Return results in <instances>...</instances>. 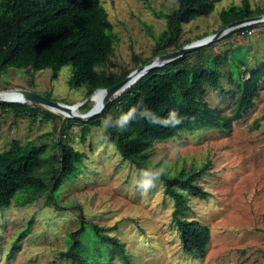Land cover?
Listing matches in <instances>:
<instances>
[{
	"label": "rangeland",
	"instance_id": "obj_1",
	"mask_svg": "<svg viewBox=\"0 0 264 264\" xmlns=\"http://www.w3.org/2000/svg\"><path fill=\"white\" fill-rule=\"evenodd\" d=\"M241 1H216L208 15L183 24L179 43L222 28L221 8ZM248 1L252 8L264 10V0ZM101 3L116 34L105 68L117 73L154 56V34L165 29L166 14L177 7L176 0ZM241 26L247 28L237 29ZM241 26L203 45V52L210 54L222 71L221 89L206 86L205 101L223 113L233 104L237 67L245 70L264 58V20ZM196 57L194 53L191 60ZM71 68L62 65L53 76L49 68L33 71L9 67L0 74V91L30 89L51 99L76 103L86 97V87L69 86ZM258 86L253 104L229 129L202 125L184 129L154 141L145 156L150 164L159 162L166 173L204 168L196 181L208 195L201 198L182 190L184 207L177 212L209 227L202 256L183 250L172 216L174 200L164 192L161 179L150 191L138 189L135 181L141 169L123 158L112 142L99 139L100 125L55 110V118L39 114L31 121L30 116L14 115L11 107H0V151L12 138L22 143L47 142L45 157L49 159L58 152L55 141L65 136L84 153L77 171L64 175L51 197L42 195L24 204L13 199L0 207V264H70V257L63 252L70 246L69 234L79 228L81 220L95 221L123 242L131 264H264V77ZM85 103L79 111L85 112L93 100ZM29 104L46 108L42 103ZM67 117L71 120L62 134ZM84 125L88 131L83 136ZM176 147L179 153L173 156ZM82 236L84 241H91L90 236ZM102 253L104 264H128L118 248L113 247L108 256Z\"/></svg>",
	"mask_w": 264,
	"mask_h": 264
},
{
	"label": "trees",
	"instance_id": "obj_2",
	"mask_svg": "<svg viewBox=\"0 0 264 264\" xmlns=\"http://www.w3.org/2000/svg\"><path fill=\"white\" fill-rule=\"evenodd\" d=\"M176 1L177 7L166 14L165 29L154 34L153 55L182 46L184 43L179 41L183 24L208 15L218 0ZM263 12L252 8L248 0H242L240 4L222 7L219 16L223 26ZM244 28L247 27L237 29ZM114 32L101 0H0V74L9 67L33 71L49 68L56 76L62 65L69 64L72 67L69 86H85L88 96L97 87H107L121 80L131 70L117 73L105 68L114 50ZM203 49L204 46L190 50L147 72L108 100L99 114L83 122L101 126L107 115L116 117L133 106L146 107L160 119L167 118L169 112L175 110L183 118V123L176 128L137 119L123 131L116 128L107 130V140L138 169L152 165L145 161V156L156 140L167 139L197 125L229 129L259 94L258 85L264 77V58L245 70L236 66L239 74L236 94L230 111L223 113L205 101L206 86L221 89L222 71ZM194 53L197 57L191 60ZM0 107H11L14 115L30 116L31 121L39 114L45 118L57 117L54 112L35 104L0 103ZM70 120V117L66 118L62 134H65ZM87 131L88 126L84 125L82 135ZM55 146L58 152L49 159L45 157L49 148L47 142L22 143L12 138L8 147L0 151V207L9 205L13 199L24 204L42 195L51 197L63 176L77 171L84 153L74 148L65 136L55 141ZM203 169L165 172L160 178L164 192L174 200L172 216L180 244L185 252L196 256L205 253L210 229L195 218L180 217L177 212L184 207L182 190L201 198L208 195L209 192L196 181ZM82 234L90 236L91 241H84ZM69 235L70 246L63 254L70 257V264H104L102 251L108 256L113 247L118 248L128 261L123 242L95 221L81 220L79 228ZM128 264L131 263L128 261Z\"/></svg>",
	"mask_w": 264,
	"mask_h": 264
},
{
	"label": "water",
	"instance_id": "obj_3",
	"mask_svg": "<svg viewBox=\"0 0 264 264\" xmlns=\"http://www.w3.org/2000/svg\"><path fill=\"white\" fill-rule=\"evenodd\" d=\"M262 20H264V12L257 14V15H252V16L241 18V19L233 20L223 25L222 28H220L214 33L205 35L196 40L185 43L177 49H172L166 52L156 54L153 57H151L149 60L141 64L140 66L131 69L121 80L107 87L95 88L88 96H86L84 99L76 103L68 104L60 100L51 99L47 96L39 94L36 91L30 90V89H19L24 93L26 99H22V100L20 99H7V100L0 99V103H33L34 102V103H42V105H44L45 103H48V104L60 106V107L67 109L72 106L78 107L81 104H84L85 101L91 100V96L95 91L99 89H106L107 94L98 108L92 110V107H93V104H92L85 112L80 111L78 114L77 113L65 114V115L62 114L63 116H73V117H76L82 120H87L99 114L104 109L106 103H108L107 101L114 97V96L111 97L113 94H116L115 96H117L118 94H120L121 92L129 88L132 84H134L139 78H141L147 72L157 67L163 66L167 64L168 62L173 61L174 59L182 56L184 53L190 50H194L200 46H203L209 43L213 39L218 38L221 35H223L225 32H228L230 29L247 24L249 22H257V21L261 22ZM44 106L48 110L54 111L52 108L46 105Z\"/></svg>",
	"mask_w": 264,
	"mask_h": 264
},
{
	"label": "clouds",
	"instance_id": "obj_4",
	"mask_svg": "<svg viewBox=\"0 0 264 264\" xmlns=\"http://www.w3.org/2000/svg\"><path fill=\"white\" fill-rule=\"evenodd\" d=\"M137 119H145L153 124H161L164 127L176 128L183 123V118L175 111H170L167 118L160 119L152 111L146 107H130L127 111L121 112L118 116L113 117L111 114L107 115L101 121V135L99 139L107 140V130L110 128H116L121 131L127 129L129 124ZM179 153V148L176 147L172 151V155L176 156ZM159 162L152 164L149 167H145L138 172L137 179L135 181L136 187L143 192L150 191L156 186V183L165 174L166 169L163 166H158Z\"/></svg>",
	"mask_w": 264,
	"mask_h": 264
},
{
	"label": "bare ground",
	"instance_id": "obj_5",
	"mask_svg": "<svg viewBox=\"0 0 264 264\" xmlns=\"http://www.w3.org/2000/svg\"><path fill=\"white\" fill-rule=\"evenodd\" d=\"M251 23V22H249ZM107 94V90L106 89H99L97 91H95L92 96H91V100H93V107H92V110L96 109L99 107V105L102 103L103 99L105 98ZM116 94H113L111 97H115ZM0 99H26L24 93L19 90V89H8V90H2L0 91ZM44 105L52 108L53 110H55L56 112L58 113H61V114H72V113H79V106L78 107H75V106H72L70 108H63V107H60V106H56V105H52V104H48V103H45Z\"/></svg>",
	"mask_w": 264,
	"mask_h": 264
}]
</instances>
